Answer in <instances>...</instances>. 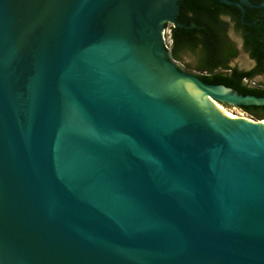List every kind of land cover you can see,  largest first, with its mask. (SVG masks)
<instances>
[{
	"label": "water",
	"instance_id": "95a60500",
	"mask_svg": "<svg viewBox=\"0 0 264 264\" xmlns=\"http://www.w3.org/2000/svg\"><path fill=\"white\" fill-rule=\"evenodd\" d=\"M179 0H0V264H264L263 119L164 45ZM264 7V0H219Z\"/></svg>",
	"mask_w": 264,
	"mask_h": 264
},
{
	"label": "flooded vegetation",
	"instance_id": "af4514ba",
	"mask_svg": "<svg viewBox=\"0 0 264 264\" xmlns=\"http://www.w3.org/2000/svg\"><path fill=\"white\" fill-rule=\"evenodd\" d=\"M237 2V0H229ZM260 0H251L252 4H258ZM179 11L175 15V23L171 26L172 45L170 48L171 57L178 62L184 70L194 72L199 77L222 73L228 76L232 81L234 88L238 91V86L247 87H264V84L256 79L264 76V67L255 57L250 41L255 44L264 41V26L263 16H253L250 20L247 19V14L251 6H245V13L241 19V9L235 3H227L221 8V5L216 4L218 8L216 18L212 19L213 26L216 27L217 38L214 43L207 44L200 32H196L193 37H189L183 33V28L187 29L190 26L185 25L182 16L185 12V7L188 3L183 0L178 1ZM238 8L240 13L232 11L233 8ZM264 8V7H262ZM170 23L166 22L165 26ZM262 26V27H261ZM201 30L200 28H198ZM230 31H234L241 40L240 45L231 38ZM240 51L245 52L253 61V66L241 67L236 62V57ZM194 56L196 63L191 64L187 61L186 56ZM229 87V86H228Z\"/></svg>",
	"mask_w": 264,
	"mask_h": 264
},
{
	"label": "trees",
	"instance_id": "16d2710c",
	"mask_svg": "<svg viewBox=\"0 0 264 264\" xmlns=\"http://www.w3.org/2000/svg\"><path fill=\"white\" fill-rule=\"evenodd\" d=\"M188 3V7H185V12L182 16V20L184 19V23L188 27L187 29L183 28L182 32H185L186 36L193 37L196 32L202 33L205 42L207 44H212L215 42L216 35V27L213 26L212 19L216 18V13L218 8L216 4L221 5V8L225 6L227 3L220 2L219 0H183ZM233 12L239 14L240 10L238 8H233ZM264 8L253 9L250 8L247 14V19L253 18V16H263ZM259 25L264 26L263 23ZM261 26V27H262ZM200 28L201 30H199ZM251 46L253 48V52L255 57L259 60L262 66L264 67V41L259 42L257 44L254 43L253 40L250 41ZM206 82L212 84H223L226 86L233 85L232 81L228 78V76L223 75L222 73H215L213 75H207L200 77ZM238 92L241 94H253L257 96H264V87H247V86H238ZM225 105V104H223ZM243 110H245L252 118L261 117L264 118V106L260 105H249V106H241Z\"/></svg>",
	"mask_w": 264,
	"mask_h": 264
},
{
	"label": "rangeland",
	"instance_id": "374dc122",
	"mask_svg": "<svg viewBox=\"0 0 264 264\" xmlns=\"http://www.w3.org/2000/svg\"><path fill=\"white\" fill-rule=\"evenodd\" d=\"M230 36L233 40H235L239 45L241 43V40L239 38V36L237 34H235L234 31H230ZM186 59L188 62H190L191 64H195L196 63V58L193 56H186ZM237 63L239 66L241 67H250V66H253V61L252 59L249 57L248 54H246L245 52L243 51H240V53L238 54V56L236 57V60L234 61V63ZM258 82H261L262 84H264V76L263 77H260L258 79H256ZM225 106L226 108H228L229 110H232L235 114L237 115H244L245 117H249L251 118L252 116H250L245 110H243L241 107H238V106H234V105H223ZM253 119H258V118H253ZM260 119H263L264 121V118L261 117Z\"/></svg>",
	"mask_w": 264,
	"mask_h": 264
},
{
	"label": "built area",
	"instance_id": "2783aa9c",
	"mask_svg": "<svg viewBox=\"0 0 264 264\" xmlns=\"http://www.w3.org/2000/svg\"><path fill=\"white\" fill-rule=\"evenodd\" d=\"M173 24H169L168 26H166L163 30V38H164V45L165 47L170 50L171 48V45H172V38H171V32H172V29H171V26Z\"/></svg>",
	"mask_w": 264,
	"mask_h": 264
},
{
	"label": "bare ground",
	"instance_id": "6f19581e",
	"mask_svg": "<svg viewBox=\"0 0 264 264\" xmlns=\"http://www.w3.org/2000/svg\"><path fill=\"white\" fill-rule=\"evenodd\" d=\"M213 104L220 110V112H222L223 114H225L226 116L232 117V118H236V117H245L244 115H237L235 114L232 110H229L228 108H226L225 106H223L221 103H218L216 101H213ZM248 118V117H245ZM250 119V118H249ZM264 123V121H263Z\"/></svg>",
	"mask_w": 264,
	"mask_h": 264
}]
</instances>
